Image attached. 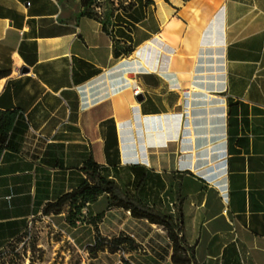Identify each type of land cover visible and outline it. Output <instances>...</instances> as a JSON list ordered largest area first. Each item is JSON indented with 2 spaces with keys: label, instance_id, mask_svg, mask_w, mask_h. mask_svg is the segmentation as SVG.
I'll return each instance as SVG.
<instances>
[{
  "label": "crops",
  "instance_id": "obj_1",
  "mask_svg": "<svg viewBox=\"0 0 264 264\" xmlns=\"http://www.w3.org/2000/svg\"><path fill=\"white\" fill-rule=\"evenodd\" d=\"M92 1L98 17L80 0H0V251L92 158L182 217L197 264H264V0ZM110 203L74 228L76 264H174L163 226Z\"/></svg>",
  "mask_w": 264,
  "mask_h": 264
},
{
  "label": "trees",
  "instance_id": "obj_2",
  "mask_svg": "<svg viewBox=\"0 0 264 264\" xmlns=\"http://www.w3.org/2000/svg\"><path fill=\"white\" fill-rule=\"evenodd\" d=\"M80 1L85 9L86 15L98 17V14L94 13L91 9L92 5H94L92 0ZM11 120L10 113L0 112V157L5 148ZM82 170L86 176L82 184L60 197L56 202L49 204L44 211L45 215H48L50 212H53L55 215L61 214L64 208L68 206L70 209L69 214L75 212L74 218L82 221L83 217L86 218L88 216V214L83 215V210L87 207V204L89 212L90 204L95 202L99 196L106 194L111 200L110 207L122 208L130 211L132 217L136 219H146L152 224L164 227L173 244L172 261L174 264H197L194 256V247L187 245L182 234L183 219L181 216L173 219L171 216L149 207L130 193L122 191L115 181L102 174L101 166L95 163L92 158L85 163Z\"/></svg>",
  "mask_w": 264,
  "mask_h": 264
},
{
  "label": "rangeland",
  "instance_id": "obj_3",
  "mask_svg": "<svg viewBox=\"0 0 264 264\" xmlns=\"http://www.w3.org/2000/svg\"><path fill=\"white\" fill-rule=\"evenodd\" d=\"M63 212L59 217L53 213L35 220L20 238L0 251V264L78 263L80 254L74 228L81 225L80 220L74 218L75 212L69 214L68 206Z\"/></svg>",
  "mask_w": 264,
  "mask_h": 264
},
{
  "label": "built area",
  "instance_id": "obj_4",
  "mask_svg": "<svg viewBox=\"0 0 264 264\" xmlns=\"http://www.w3.org/2000/svg\"><path fill=\"white\" fill-rule=\"evenodd\" d=\"M97 11H100V10L97 9ZM131 91H132V95L134 98H136L142 93L140 86L134 80H133ZM1 94H2V87L0 86V95ZM87 214H88V204H87V207L83 210V215H87Z\"/></svg>",
  "mask_w": 264,
  "mask_h": 264
},
{
  "label": "water",
  "instance_id": "obj_5",
  "mask_svg": "<svg viewBox=\"0 0 264 264\" xmlns=\"http://www.w3.org/2000/svg\"><path fill=\"white\" fill-rule=\"evenodd\" d=\"M136 100L142 101V97L140 98L139 96L136 97Z\"/></svg>",
  "mask_w": 264,
  "mask_h": 264
},
{
  "label": "bare ground",
  "instance_id": "obj_6",
  "mask_svg": "<svg viewBox=\"0 0 264 264\" xmlns=\"http://www.w3.org/2000/svg\"><path fill=\"white\" fill-rule=\"evenodd\" d=\"M131 83H132V81H131ZM131 83H130V85H131ZM132 85H133V83H132ZM192 90H196L194 87H192Z\"/></svg>",
  "mask_w": 264,
  "mask_h": 264
}]
</instances>
